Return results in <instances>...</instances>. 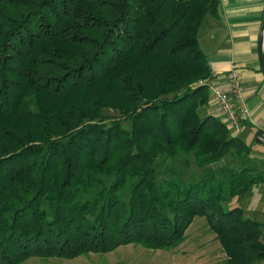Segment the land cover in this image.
<instances>
[{
    "label": "trees",
    "instance_id": "trees-1",
    "mask_svg": "<svg viewBox=\"0 0 264 264\" xmlns=\"http://www.w3.org/2000/svg\"><path fill=\"white\" fill-rule=\"evenodd\" d=\"M218 15L219 0H0V264L174 250L196 217L216 264H264V223L230 205L263 179L214 169L249 148L201 113L198 32Z\"/></svg>",
    "mask_w": 264,
    "mask_h": 264
},
{
    "label": "crops",
    "instance_id": "crops-1",
    "mask_svg": "<svg viewBox=\"0 0 264 264\" xmlns=\"http://www.w3.org/2000/svg\"><path fill=\"white\" fill-rule=\"evenodd\" d=\"M264 18V0H219L218 18L206 17L198 32L200 49L210 67V84L214 89L228 91L227 74L236 69L239 73L241 93L249 112L244 128L231 136L238 138L249 148L243 158L229 161V166L248 165L258 173L261 183L252 186L242 198H233L234 204L245 215L264 223V146L255 141L259 129L264 130V76L257 57L258 31ZM207 102L201 108L203 115L219 118L214 104V91L207 88ZM244 165V166H245ZM263 206L258 207V204ZM256 204V205H255ZM263 216L262 220L258 217ZM258 216V217H257Z\"/></svg>",
    "mask_w": 264,
    "mask_h": 264
},
{
    "label": "rangeland",
    "instance_id": "rangeland-1",
    "mask_svg": "<svg viewBox=\"0 0 264 264\" xmlns=\"http://www.w3.org/2000/svg\"><path fill=\"white\" fill-rule=\"evenodd\" d=\"M106 114L118 115L113 112H106ZM123 125L126 128L129 127L128 122H124ZM243 156L244 152L233 149L222 161L212 166L218 169L223 165H228L229 161L237 157L243 158ZM192 168H195L194 165H191ZM191 169L185 171V177L190 174ZM250 174L258 176V173L251 172ZM234 203L235 201L231 200L230 204ZM228 204L224 203V205ZM262 206L263 203L258 204L259 209ZM258 219L262 220L263 216L260 215ZM185 235V241L174 250L154 251L139 245H126L106 254H90L72 260L32 258L23 264H216L224 260V253L203 217H196Z\"/></svg>",
    "mask_w": 264,
    "mask_h": 264
},
{
    "label": "built area",
    "instance_id": "built-area-1",
    "mask_svg": "<svg viewBox=\"0 0 264 264\" xmlns=\"http://www.w3.org/2000/svg\"><path fill=\"white\" fill-rule=\"evenodd\" d=\"M239 78L240 76L236 69H232L227 74L226 80L229 89L226 92L214 89L210 82L207 83V87L214 91L213 101L217 108L219 119L230 131L236 134L243 130V122L249 119V112L241 93ZM199 84H204V82H199ZM255 141L264 146L263 129L257 131Z\"/></svg>",
    "mask_w": 264,
    "mask_h": 264
},
{
    "label": "water",
    "instance_id": "water-1",
    "mask_svg": "<svg viewBox=\"0 0 264 264\" xmlns=\"http://www.w3.org/2000/svg\"><path fill=\"white\" fill-rule=\"evenodd\" d=\"M257 57L261 72L264 76V18L258 31Z\"/></svg>",
    "mask_w": 264,
    "mask_h": 264
}]
</instances>
